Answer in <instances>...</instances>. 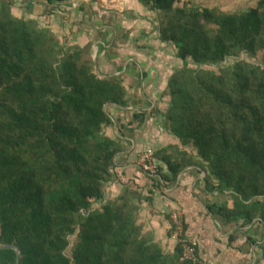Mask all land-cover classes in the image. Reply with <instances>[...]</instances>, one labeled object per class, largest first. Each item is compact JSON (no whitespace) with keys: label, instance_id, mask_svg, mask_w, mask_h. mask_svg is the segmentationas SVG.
Instances as JSON below:
<instances>
[{"label":"trees","instance_id":"trees-1","mask_svg":"<svg viewBox=\"0 0 264 264\" xmlns=\"http://www.w3.org/2000/svg\"><path fill=\"white\" fill-rule=\"evenodd\" d=\"M142 1L162 13L161 39L182 61L168 81L170 129L205 163L207 189L231 191L232 206L211 212L264 224V0L235 13ZM12 3L0 0V243L19 247L20 264H203L179 244L167 253L124 204L105 201L118 146L104 128L107 106L126 103L120 77H101L89 47L61 43ZM242 54L258 61L211 68ZM166 162L158 186L193 161Z\"/></svg>","mask_w":264,"mask_h":264},{"label":"crops","instance_id":"crops-1","mask_svg":"<svg viewBox=\"0 0 264 264\" xmlns=\"http://www.w3.org/2000/svg\"><path fill=\"white\" fill-rule=\"evenodd\" d=\"M155 11L142 0L12 3L15 16L36 21L71 46L89 47L100 76H119L126 88L124 105L107 106L112 121L104 131L115 140L118 151L105 201L124 204L142 234L167 253H173L177 245L171 238V213L181 210L186 234L198 239L203 262L261 264L264 224L257 219L243 226L211 212V204L229 202L231 191L207 189L205 163L192 145L181 142L167 122L168 81L180 61L173 43L161 39L164 17L156 21L151 17ZM148 149L155 151L161 171L167 174L168 158L193 162L177 178L158 186L137 165L139 154ZM16 255L14 249L0 243V264H16Z\"/></svg>","mask_w":264,"mask_h":264},{"label":"built area","instance_id":"built-area-1","mask_svg":"<svg viewBox=\"0 0 264 264\" xmlns=\"http://www.w3.org/2000/svg\"><path fill=\"white\" fill-rule=\"evenodd\" d=\"M138 167L149 174L151 177H157L160 173L161 167L156 160L155 151L148 149L141 152L137 160ZM172 229L171 238L182 247V256L186 260L194 262H203L199 256V241L196 237H188L186 234V224L183 212L181 210H174L171 213Z\"/></svg>","mask_w":264,"mask_h":264},{"label":"rangeland","instance_id":"rangeland-1","mask_svg":"<svg viewBox=\"0 0 264 264\" xmlns=\"http://www.w3.org/2000/svg\"><path fill=\"white\" fill-rule=\"evenodd\" d=\"M258 1L259 0H179L177 5H179V6L188 5L191 7H211V8L218 10V11L232 12V13L234 12L235 13V12H240L242 10H247L251 7H255L257 5ZM159 13L157 11H155L151 14V17H153L156 21H158L160 19V17L163 16L162 13H161V15ZM57 39L61 43L62 42L65 43L64 40H60L59 38H57ZM65 44L70 46L69 43H67V42ZM90 56L93 58V60L95 62V58L93 57V53L91 51H90ZM239 59H247L249 61H254V60L258 61L257 58H251V57L247 56L246 54H242L240 57L228 58L220 66H213L211 68H213L214 70H218V68H220V67L230 66V65L234 64ZM179 61H180V65H181L182 61L180 59H179ZM96 72H98V71H96ZM218 197H220V196H218ZM229 203L232 204L231 199L229 200ZM100 206H101V203H99V202H96L94 204V207H100ZM77 239H78L77 234L71 236V245L68 249V254H72V248L74 247L75 243L77 242ZM260 250L262 252L264 251V249H262L261 247H260ZM261 264H264V258H262Z\"/></svg>","mask_w":264,"mask_h":264},{"label":"water","instance_id":"water-1","mask_svg":"<svg viewBox=\"0 0 264 264\" xmlns=\"http://www.w3.org/2000/svg\"><path fill=\"white\" fill-rule=\"evenodd\" d=\"M95 67H96V71L98 70V66H97V64L95 63ZM7 247H9V248H12V249H14L15 251H16V253H17V255H16V264H20V249H19V247H17V246H15V245H6Z\"/></svg>","mask_w":264,"mask_h":264}]
</instances>
